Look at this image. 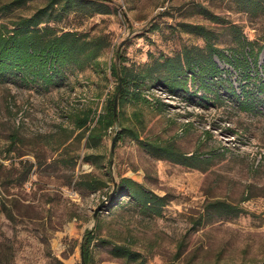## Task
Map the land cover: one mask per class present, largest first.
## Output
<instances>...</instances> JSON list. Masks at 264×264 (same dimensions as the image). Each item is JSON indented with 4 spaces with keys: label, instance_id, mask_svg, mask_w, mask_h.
I'll return each mask as SVG.
<instances>
[{
    "label": "rangeland",
    "instance_id": "obj_1",
    "mask_svg": "<svg viewBox=\"0 0 264 264\" xmlns=\"http://www.w3.org/2000/svg\"><path fill=\"white\" fill-rule=\"evenodd\" d=\"M17 1L0 0V24L12 27L49 2ZM106 3L110 13L70 12L50 23L105 36L109 45L96 62L84 69L61 67L52 82L19 71L0 76V264H68L71 258L86 264L89 231L95 235L89 264L264 263V91L255 108L238 107L241 85L255 81L247 73L264 81V48L257 66L252 57L247 67L215 57L222 79L201 87L198 75L188 76L185 91L171 92L151 68L187 47L208 54L207 41L185 24L212 30V43L229 57L241 52V39L255 42L257 53L264 0ZM7 4L8 13L1 10ZM201 7L220 21L202 14ZM115 63L146 75L142 93L150 103L118 105L120 121L89 144L75 114L105 111L118 86ZM124 128L135 129L139 139L119 138ZM147 139L209 160L193 168L157 159L144 149ZM123 178L159 196L158 212L118 194ZM94 179L96 190L87 186ZM117 247L136 255L123 256Z\"/></svg>",
    "mask_w": 264,
    "mask_h": 264
},
{
    "label": "trees",
    "instance_id": "obj_2",
    "mask_svg": "<svg viewBox=\"0 0 264 264\" xmlns=\"http://www.w3.org/2000/svg\"><path fill=\"white\" fill-rule=\"evenodd\" d=\"M27 1L18 0L17 3L21 5ZM10 7V4L4 5L1 10L8 13L11 10ZM70 12H82L91 16L95 13H110V7L106 0H49L45 6L38 8L30 16L20 17L12 27L1 23L0 76H4L8 72L19 71L26 77L33 76L43 79L45 82H52L61 67L75 65L84 69L85 66L96 62L102 51L109 45L105 36L90 37L87 33L65 31L50 26L52 21H61ZM201 13L215 22L220 21L218 15L213 14L205 7H201ZM184 26L186 31L200 35L207 41L205 49L208 54H202L203 49L187 47L176 56L165 58L163 62L155 61L151 66L152 76L158 73L159 76L155 79L171 92L185 91L188 76L191 79H196L195 76L198 75L201 87H207V82L215 81L218 76L222 79L221 75L224 70L219 66L215 57L235 67H247L250 63L249 58L252 57L257 66L258 54L264 48V36L263 44L260 45L257 53H255V42L241 39L239 40L241 52L238 54L233 52L229 57L212 43V30L200 24H185ZM116 55L120 59V53L117 52ZM111 70L118 79V86L114 95L107 99L105 111L97 115L94 110L89 109L86 112L81 111L75 114V125L87 134L89 144L95 140L101 141L107 135L108 129L113 128L120 121V114L118 111L116 113L114 111L116 95H118L119 106L125 101L150 103L142 93L146 75L135 73L126 65H118V63L111 66ZM246 78L255 80L253 83L248 81L247 85H241L242 95L238 99V107L247 110L261 104L262 99L259 92L264 91V81H256L248 73ZM218 84V82L214 83V85ZM231 86L232 94L235 95L236 91L233 85ZM255 89L258 93H255ZM127 135L139 139V133L132 128H124L121 133H118L119 138H124ZM141 143L144 149L155 158L183 166L200 168L203 163L209 160L197 155H188L170 142L147 139ZM96 181L97 179H94L91 180L92 183H87L88 188L98 189L99 186L95 185ZM117 191L118 194L129 196L144 208L154 211L158 207L156 204L162 201L159 196L146 191L139 182L131 178H123ZM225 206L229 210H234L229 205ZM94 238L93 231L87 232V247L84 250L86 264H89L92 259L88 246ZM115 250L129 258L136 255L124 247H117ZM138 264L147 263L141 260Z\"/></svg>",
    "mask_w": 264,
    "mask_h": 264
},
{
    "label": "water",
    "instance_id": "obj_3",
    "mask_svg": "<svg viewBox=\"0 0 264 264\" xmlns=\"http://www.w3.org/2000/svg\"><path fill=\"white\" fill-rule=\"evenodd\" d=\"M117 107H118V95H116V97H115V102H114V111H115V113L117 112ZM116 140H117V136H115L114 139H113V146H114ZM104 205H105V202H103V203L99 206V208L97 209V211L101 210L102 207H103ZM97 211H96V212H97ZM81 253H82V257H83V250H82ZM83 263H84V262H83Z\"/></svg>",
    "mask_w": 264,
    "mask_h": 264
},
{
    "label": "bare ground",
    "instance_id": "obj_4",
    "mask_svg": "<svg viewBox=\"0 0 264 264\" xmlns=\"http://www.w3.org/2000/svg\"><path fill=\"white\" fill-rule=\"evenodd\" d=\"M68 264H74V258H71V259L68 261Z\"/></svg>",
    "mask_w": 264,
    "mask_h": 264
}]
</instances>
